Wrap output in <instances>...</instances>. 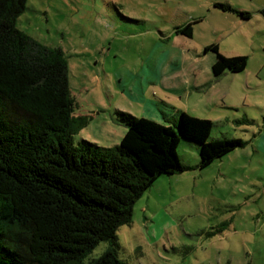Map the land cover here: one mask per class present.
<instances>
[{
  "label": "rangeland",
  "instance_id": "obj_1",
  "mask_svg": "<svg viewBox=\"0 0 264 264\" xmlns=\"http://www.w3.org/2000/svg\"><path fill=\"white\" fill-rule=\"evenodd\" d=\"M225 2L252 19L214 7ZM263 10L264 0H28L18 28L68 59L75 115L88 120L76 144H120L116 110L163 124L162 102L212 121L213 139L246 143L204 170L159 178L118 231L121 260L264 264ZM195 19L192 38L177 35ZM212 44L226 57L247 56L246 70L215 80V54L204 53ZM177 152L183 164L199 163L194 148L181 143Z\"/></svg>",
  "mask_w": 264,
  "mask_h": 264
},
{
  "label": "trees",
  "instance_id": "obj_2",
  "mask_svg": "<svg viewBox=\"0 0 264 264\" xmlns=\"http://www.w3.org/2000/svg\"><path fill=\"white\" fill-rule=\"evenodd\" d=\"M27 4L0 0V264H129L119 257L118 231L155 182L204 170L246 143L213 139L212 121L171 107L163 124L116 110L120 144H76L88 120L75 115L68 59L18 28ZM214 7L252 18L228 3ZM201 21L177 27V35L192 38ZM209 52L215 80L247 68V56L226 57L216 44ZM181 143L198 152L195 167L181 162ZM102 242L108 249L88 260Z\"/></svg>",
  "mask_w": 264,
  "mask_h": 264
},
{
  "label": "crops",
  "instance_id": "obj_3",
  "mask_svg": "<svg viewBox=\"0 0 264 264\" xmlns=\"http://www.w3.org/2000/svg\"><path fill=\"white\" fill-rule=\"evenodd\" d=\"M225 3H228V4H230L229 2H225ZM231 5V4H230ZM232 6V5H231ZM234 8H236V9H239V10H243V11H245L244 9H242V8H239V7H235V6H233ZM263 12H264V10H263ZM253 17V16H252ZM252 19V18H251ZM198 90V89H197ZM163 104H164V107H165V111H162V112H166L167 114H170V112L168 111L170 108L169 107H167V105H170V106H172L171 104H168V103H166V102H162ZM169 108V109H168ZM178 110V109H177ZM180 110V109H179ZM181 111V110H180ZM162 112H161V114H162ZM162 116H163V114H162ZM162 120L164 119V118H161ZM163 122H164V120H163ZM121 129V131H122V133H123V135H124V132H125V128H120Z\"/></svg>",
  "mask_w": 264,
  "mask_h": 264
}]
</instances>
